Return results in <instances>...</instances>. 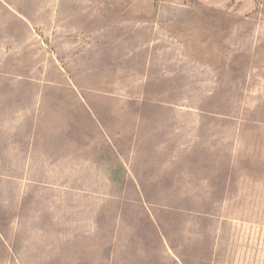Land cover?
<instances>
[{
  "label": "rangeland",
  "instance_id": "obj_1",
  "mask_svg": "<svg viewBox=\"0 0 264 264\" xmlns=\"http://www.w3.org/2000/svg\"><path fill=\"white\" fill-rule=\"evenodd\" d=\"M0 97L31 121L0 142V264H211L221 214L249 246L259 216L264 264V0H0ZM244 176L256 205L213 199Z\"/></svg>",
  "mask_w": 264,
  "mask_h": 264
},
{
  "label": "crops",
  "instance_id": "obj_2",
  "mask_svg": "<svg viewBox=\"0 0 264 264\" xmlns=\"http://www.w3.org/2000/svg\"><path fill=\"white\" fill-rule=\"evenodd\" d=\"M21 110L23 111L24 114L25 111H27V104H25V106L22 108H20L19 106L17 109H13L12 104L7 102V98L5 101L2 97H0V142L2 144L13 143L15 148L12 150H16L17 148H19L20 151L22 150V147L18 146V143H21L22 141L26 142L27 134L22 133V131L18 127L29 125V123L31 122V121L29 122V120L25 118L23 114L18 118L13 116V111L18 112ZM33 125H35L34 122ZM27 149L25 151V157L28 156ZM9 150H11V148H9ZM9 150H7V146H5V148L3 149L4 153L9 152ZM116 153L120 155L119 152L116 151ZM129 164L131 165V163H127V162L124 163L125 166ZM219 169L221 170V174L224 175H226L230 171L229 168H225V167ZM130 173L132 180H134V182L137 184V182L139 181L138 178L134 175L132 171H130ZM137 188L143 189L144 187L140 185V182H138ZM211 189L213 190V194H212L213 199L217 198L219 200L218 202L219 205H229L230 203H234L235 200L241 201L243 205H241L240 207L251 204L256 205L257 203L256 201H258L257 199L259 196L258 194L259 181H248L245 179L244 176V178L241 181L237 183H232L228 177H225L219 183H213L211 185ZM143 204L149 206L152 203L144 202ZM257 205L259 206V202ZM240 214L243 215L242 213ZM147 216H148L147 220H152V222H150L149 225H152L151 228L154 230L156 220L152 214L151 215L148 214ZM50 218H51L50 219L51 227L56 226L54 225V217L50 216ZM213 218L218 219V223H219L218 233L216 232L214 233L213 244L211 247L212 249H205L206 254L209 252L211 254V264H259V216H258V220L253 223V231L258 230V237H257L258 245L255 246H249V244L245 245V232H246L245 223L247 221L243 217H237L235 220H233L231 219V217L221 214V215H213ZM230 222H232L231 225ZM226 224H227V228H226ZM233 226L235 229L237 227L241 228V230L238 231V233L237 231H235L234 236H237L236 239H233L232 236ZM119 229H120L119 233L125 232V235L123 236V238H121V242H119V244L116 245V249H149V244H153V245L155 244V241L153 239L150 240L151 236L141 237L137 233H133L132 235H130L132 229L133 232L135 231V227L133 228V226L124 227L119 224ZM157 230H158V236H156L155 233L152 234L155 238L157 237L159 239V248L157 249L152 247L151 249H157L158 251L157 262L158 261L163 262L166 261L168 258L167 256L171 254V247L169 246L168 241L164 236V233L159 228ZM49 231H54V229L47 227L39 228V232H41L42 234L48 233ZM226 231H227V240H226ZM137 237H141L142 240H138ZM247 240H249V238L246 239V241ZM134 243L136 245H133ZM249 258L251 259V262L247 263L244 259L248 260ZM150 263H152V261H150ZM180 264H184V263L180 262Z\"/></svg>",
  "mask_w": 264,
  "mask_h": 264
}]
</instances>
